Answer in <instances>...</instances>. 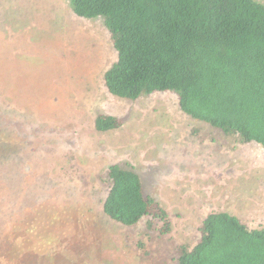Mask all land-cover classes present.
<instances>
[{"label": "rangeland", "instance_id": "obj_1", "mask_svg": "<svg viewBox=\"0 0 264 264\" xmlns=\"http://www.w3.org/2000/svg\"><path fill=\"white\" fill-rule=\"evenodd\" d=\"M115 59L103 20L76 17L68 0H0V264L22 250L36 251L24 264H173L210 213L264 226V150L191 119L173 93L110 95ZM98 114L122 127L96 132ZM114 164L163 205L168 235L146 240L143 222L102 213Z\"/></svg>", "mask_w": 264, "mask_h": 264}, {"label": "trees", "instance_id": "obj_2", "mask_svg": "<svg viewBox=\"0 0 264 264\" xmlns=\"http://www.w3.org/2000/svg\"><path fill=\"white\" fill-rule=\"evenodd\" d=\"M68 5L78 18L103 20L116 53L103 74L110 95L134 101L173 93L191 119L237 145L256 143L264 150V3L68 0ZM121 127L122 121L112 115L94 119L98 133ZM107 182L102 213L109 220L125 227L143 222L146 240L171 232L167 211L144 193L136 172L110 165ZM28 229L24 226V233ZM37 234L33 238L40 240L44 233ZM142 240L137 242L140 250L145 248ZM20 253L19 263L24 264L36 251ZM173 264H264V226L249 228L227 212L210 213L198 228L195 244L177 247Z\"/></svg>", "mask_w": 264, "mask_h": 264}]
</instances>
